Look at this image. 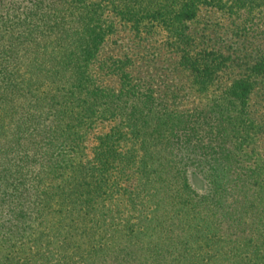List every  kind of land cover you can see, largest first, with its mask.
I'll use <instances>...</instances> for the list:
<instances>
[{
    "label": "trees",
    "instance_id": "16d2710c",
    "mask_svg": "<svg viewBox=\"0 0 264 264\" xmlns=\"http://www.w3.org/2000/svg\"><path fill=\"white\" fill-rule=\"evenodd\" d=\"M220 1L104 0V5L93 2L82 7V0H55V19L59 18L55 20V62L46 63L47 71L52 70L49 79L55 84V159L44 158L36 178L38 184L44 176L49 181L55 179L57 208L48 214L43 212L52 199L44 200L38 189L37 209L32 207L34 218L26 216L27 203L17 192L22 195L38 187L22 181V173L17 170L20 175L15 181L19 183L11 184L7 195L0 197V211L5 206L7 213L15 214L13 225H8L11 240L19 241V245L33 244L36 238L45 236L54 239L58 248L70 241L65 235L76 220L80 224L77 246L85 244L88 254L87 258L82 255L83 264H137V226L147 210L146 203L155 201L152 204L158 210L163 199L182 184L176 193V204L181 207L185 200L191 204L188 215L204 239L213 243L217 264H229L230 257L244 247H251L257 264H264V228L256 227L264 226L260 222L264 220V155L254 160L259 164L249 163L256 153L255 147L249 146L264 129L256 122L257 109L252 103L256 89L253 78L264 75V55L247 65L249 73L221 86L218 93H211L219 71L227 67L231 56L219 50L190 49L193 40L188 22L197 17L201 5L219 6ZM240 2L245 0H235L236 5ZM228 7L233 8L232 3ZM100 8L108 9L139 32L149 31L148 27L166 29L181 52L179 64L189 72L197 89L206 93L205 102L185 109L174 107L150 84L135 80L129 70L118 64L109 69L117 74L119 88L99 82V51L114 29L109 15L101 19ZM78 9L83 11L77 15ZM0 120L6 128L14 123L16 133L21 135L30 128L25 116L10 124L2 116ZM96 120H110L113 124L96 137L92 155L85 157L81 140ZM189 163L204 172L213 194L204 192L203 197L210 194L206 206L215 202L220 214L218 208H208L209 212L203 213L193 199L182 197L180 190H191L187 180ZM248 177L253 180L248 181ZM254 185L258 189L249 195ZM228 189L241 196L226 204L224 195ZM96 201H107L110 207L103 211L100 208L98 216H91L97 208ZM130 209L138 212L135 220L130 219ZM63 211H68L70 221L61 215ZM42 215H55L52 227L39 229L49 222ZM27 217L30 221H26ZM221 232L237 234L238 243L222 238ZM3 238L4 234L1 241Z\"/></svg>",
    "mask_w": 264,
    "mask_h": 264
},
{
    "label": "rangeland",
    "instance_id": "374dc122",
    "mask_svg": "<svg viewBox=\"0 0 264 264\" xmlns=\"http://www.w3.org/2000/svg\"><path fill=\"white\" fill-rule=\"evenodd\" d=\"M103 1L82 0V7L93 2L104 5ZM219 3V6L201 5L197 17L188 22L190 39L193 40L191 50L195 49L196 52L199 49H213L231 56L227 67L219 71V76L210 88L211 93H218L221 86L249 73L247 65L264 55V3L260 0H245L238 3V6L235 0H221ZM231 3L233 8L228 7ZM105 8L99 9V16L104 19L109 15L114 21V29L106 36L99 51V60L96 62L99 82L119 88L117 74L109 69L110 65L118 64L129 70L135 80L141 79L150 84L174 107L185 109L205 102L206 93L197 89L189 72L179 64L181 52L166 29L156 27L150 30L148 27L149 31L139 32L129 22L120 20ZM78 11L77 15L83 10ZM55 20H59L55 19V0H0V116L6 118L9 124L11 120L15 121V118L21 116L26 117L25 124L30 120V128L23 130L22 135L20 132L16 133L14 123V128L9 126V129L0 120V197L7 195L9 189H12L11 184L19 183L20 180L15 181L20 175L16 172L19 170L22 181L38 187L33 192L26 190L22 195L17 192L19 198L27 203L25 210L29 214L26 213V216L32 218V207L37 209L38 189L39 196L44 200L52 199L48 203L49 208L43 212L48 214L57 208L55 179L51 178L49 181L44 176L43 181L38 184L36 178L37 168L43 159L48 156L55 159V84L49 79L52 70L47 71L49 68L46 66L47 60L55 62ZM253 79L256 89L252 95V103L254 109H257L256 122L264 126V75ZM112 124L110 120H96L85 131L80 144L85 157L92 155L96 137L106 132ZM262 131L254 145L249 146L255 147L256 151L249 161L251 166L259 164L254 160L257 161V157L264 155V129ZM187 169L191 190H180L184 200L193 199L198 204L197 209L203 213L209 212L208 208H218L220 214L215 202L206 206L205 200L213 194L204 172L190 163ZM248 179L253 180L251 177ZM178 185V189L174 188L163 199L158 210L152 204L155 201L146 203L147 210H144L137 226V264H217L213 256V243L204 239V234L196 229L195 221L193 223L188 215L191 213V204L185 200L184 205L180 199L181 207L176 204V193L182 184ZM256 189L257 185H254L248 190V194L254 195ZM204 192L210 194L203 197ZM240 196L237 191L228 189L224 195L226 204ZM94 205L97 208L94 213L91 212V216L99 213L100 208L103 211L109 206L107 201H96ZM7 212L5 206L0 211V264H55L57 261L83 264V257L87 258L85 244L77 246L80 237L77 235L80 225L78 221L72 222L71 225H75L70 226L68 235H65L70 241L59 244L61 246L58 248H55L54 239L45 236L36 238L33 244L27 242L19 245L20 242L11 240L8 233V225H13L15 214ZM127 212L131 220L136 219L138 212L134 209ZM68 214V211H63L61 215L70 221ZM42 217L49 222L40 225L39 229L52 227L51 221H55V215L53 218ZM26 221H30L28 217ZM260 222L264 220L261 219ZM219 225L225 226L224 223ZM256 227L264 228L261 225ZM2 234L4 241H1ZM220 236L233 240L234 244L239 241L238 235L231 232H221ZM250 248L246 250L244 247L237 255H232L229 264H257L258 259L253 252L250 253ZM60 257L64 260H60Z\"/></svg>",
    "mask_w": 264,
    "mask_h": 264
}]
</instances>
